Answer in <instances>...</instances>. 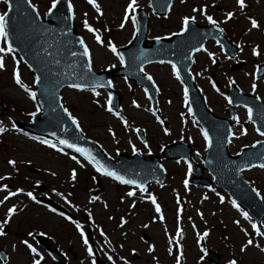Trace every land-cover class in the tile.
I'll list each match as a JSON object with an SVG mask.
<instances>
[{"label": "rangeland", "instance_id": "obj_1", "mask_svg": "<svg viewBox=\"0 0 264 264\" xmlns=\"http://www.w3.org/2000/svg\"><path fill=\"white\" fill-rule=\"evenodd\" d=\"M146 1L136 0L134 8L136 4L143 6ZM208 1L210 0H184L181 3V0H175L173 8L166 17L150 14L148 36H162L179 30L182 16L191 17L195 15L197 22H206L205 17L215 14L213 9L211 14L209 9H207L210 6ZM221 1V4L228 7L229 12L233 13L232 18H234L237 12L235 1ZM32 2L43 12L47 11L51 0H32ZM95 3L99 5L100 13H97L86 0H72L78 33L82 34L89 48L92 68L100 70L111 68L118 64V59L109 50L108 44L111 42L116 47L125 45L131 40L134 27L130 19L131 9H129L128 19H124V9L127 7L129 0H95ZM194 5L198 7L196 12L192 11ZM263 5L264 0L251 1V6L253 7H261ZM200 9L204 10V15L201 14ZM122 20L124 22L123 28L119 26ZM85 21L98 33L101 43L98 44L96 42L95 32H89L84 27ZM228 22L231 32L236 37L244 39L245 44L249 43V45H245L244 49L242 48L241 58L245 60V66L242 69L230 73V71H227V62L223 67L225 72L222 73L223 70L218 72L219 77L223 80H221L222 85L217 88H211L208 79L205 81V78H201L202 81H205L200 85H203L202 90L207 103L210 102L213 110L216 112L219 110V113H222L225 107V99L222 96V92L224 93L229 85V77L241 90L253 92L259 97L264 95V78L262 79L263 81L256 82L252 76L254 65L263 59L264 41H260L259 39L261 38L258 39L255 34L257 32L261 34V29L259 30L260 32L254 29L248 32L245 31V27L248 25L247 22L239 23L238 19ZM237 25L243 26L244 30L236 32L235 28ZM243 31L248 33V35H244ZM0 48H5L1 39ZM253 48H256L257 55L252 54ZM204 56L201 54L196 57L197 69L203 68L205 70L206 67H210V60ZM0 57H2L4 63V68L0 69V100L8 107L11 117L28 121L31 116L29 114L36 111V105L12 78L16 59L12 53H0ZM145 69V72L152 76L159 89L156 111H154L155 115L149 109V102L145 99L142 89L122 78L113 79L114 88L121 95L119 114H112L106 111V92L102 89H96L95 95L86 91L66 89L62 93V102L76 119L82 131L98 142L112 157H115L119 152L131 153L133 146L137 150L142 151L144 155H147L149 152H157L159 146L180 138L193 143L196 151L202 153L203 138L199 130L196 129L194 122L190 119L187 107H183L184 97L180 92L181 85L175 79L169 67L150 64ZM19 72L21 82L26 88L32 90L34 77L31 72L22 64ZM254 82L258 85L256 90L251 88V84ZM216 90H218V93ZM133 101H135V105ZM11 117H2L0 119V127L5 129V131L0 132V177H5V179L0 180V200H3L6 195L4 187L9 188V191L15 192L17 188H35L33 185L36 181L34 180H42L43 182H49L58 191L70 192L72 196L68 197L67 201L74 204L72 209L74 214L77 215L75 207H80L81 209L84 207V211L91 213L92 223L108 222V218L114 216L115 213L123 214L131 222H135L137 226L148 223L151 210L147 203L131 211V209H128V203L123 202L121 206L124 209L118 210L120 197L123 200L128 199V197L125 195L124 189H115L112 180L105 176L101 179L103 192L99 196H95L92 179L95 173H91L90 166L81 157L73 153L43 148V146L37 144L28 136L14 132ZM136 127L144 130L146 136L144 142L137 139ZM165 128L168 130L167 134H165ZM110 129L111 131H109ZM234 136L230 147L231 152H235L240 147L249 145L258 139L252 126L246 123L243 116H240L238 124L234 127ZM145 144H147V147H145ZM73 156L75 160L72 159ZM10 159L15 161L14 166L7 163ZM165 166L168 170L167 185L162 187V189L156 190V194L166 207L165 222L173 226L174 213L179 211L180 206L183 210V226L186 232L191 231V224L200 222L202 226L212 227L209 241L213 246L216 245L217 250L226 259L231 252L232 258L238 260V264H264V253L259 250L264 247V238H260L252 229L251 224L253 221L251 219L247 221L239 213L236 214L231 209L230 202L224 198L221 192L214 189L204 191L193 185H190V189L183 188L182 180L186 169L184 163L166 162ZM31 167L38 169V175L30 173ZM73 170L76 173L75 178H72L70 173ZM87 176L88 179L86 178ZM244 176L253 183L264 199V169H251L244 172ZM25 193L21 197H26ZM174 193L182 195L181 202H178L179 204L172 199ZM94 197L95 199H93ZM205 197L207 198L205 199ZM220 197L224 198L223 204H221ZM15 199H9L0 204V215H4V212L15 204ZM25 204L24 211L13 212L14 217L7 227L8 233L5 238L0 240V246L6 242L5 249L9 255L7 264H31L33 259H40L41 264H47L46 253L34 243L32 235L29 236L28 233L35 234L38 231H44L48 234L56 233L60 226H64L68 222H65L62 218L57 217L53 212L51 213L47 208L37 203H35L36 205ZM196 210L201 211L203 216L198 218L194 214ZM146 214V217L143 216ZM3 221L0 222L3 224ZM159 227V224L150 225V229L157 230ZM158 233L160 239L156 238L154 241L157 244L162 242L164 248L165 236L162 235V232ZM21 235H23L24 241L36 248L40 254L38 257L30 253L26 245L19 241ZM247 240H252L253 243L246 245ZM241 247H245V251L242 252ZM193 248L194 245L187 247L186 252Z\"/></svg>", "mask_w": 264, "mask_h": 264}, {"label": "water", "instance_id": "obj_2", "mask_svg": "<svg viewBox=\"0 0 264 264\" xmlns=\"http://www.w3.org/2000/svg\"><path fill=\"white\" fill-rule=\"evenodd\" d=\"M9 3L11 9L7 21H5L8 29V42L18 50L23 60L39 78L36 81L35 93L43 112L40 120L45 126L38 130H30L48 135L54 133L55 135L50 136L57 140L68 141L67 137H71L72 143L78 147L77 131L59 107V91L70 84L94 87L97 85V77L107 76L108 73L90 72L87 57L83 55L84 48L80 45L81 39L75 36L71 19H68V0H58L57 8L47 15L43 22L37 20L32 13H28L23 0H10ZM145 33L146 30L141 33L140 43L144 39ZM175 46V44L165 42L161 48L170 50ZM154 48L140 56L135 65L137 71H140L145 63L156 60L176 64L177 68L181 70L179 64L188 60L181 73L187 72L193 47H188L184 52L185 55H180L181 48H176L174 54L157 53L156 56L153 55ZM72 53H76V55L73 56ZM105 86L110 89L108 85ZM193 109L195 117L209 137L210 148L204 164L215 176L214 182L226 189L234 200L245 206L252 216L259 219L264 214V204L250 185L241 182L238 173L243 168L264 163V142L255 152L248 154L246 152L249 150L245 149L238 156L228 159L224 149L228 131L224 124L213 120L208 114L202 113L196 106H193ZM3 110L4 107L0 105V113ZM262 111H264L263 106L253 105L252 120L255 121L260 132L264 131V112L262 113ZM214 140L220 142L215 145ZM98 161L105 170L115 172L126 180L129 179V175L124 173L125 169L136 172L150 170L133 159H120L118 163L122 167L114 169L109 167L111 164L106 160Z\"/></svg>", "mask_w": 264, "mask_h": 264}, {"label": "snow or ice", "instance_id": "obj_3", "mask_svg": "<svg viewBox=\"0 0 264 264\" xmlns=\"http://www.w3.org/2000/svg\"><path fill=\"white\" fill-rule=\"evenodd\" d=\"M87 2H88L89 4L92 5V7L96 10L97 13H100V7H99L98 4L95 3V0H87ZM183 2H184V0H181V3H183ZM4 3H5V5H8L9 0H4ZM135 3H136V0H129V3H128L127 7L124 9V19H125V20L128 19V17H129V9H131L133 12L135 11V8H134V4H135ZM236 3L239 5V7H240L241 9H243V8L245 7V4H244L243 0H236ZM57 5H58V0H51V4H50V6L48 7V12L46 13V15L52 13L53 10L57 8ZM28 7L31 8V10H32L33 13H35V12L37 11L36 7L33 6L32 4H29ZM192 11H193V12H196L197 9H196V8H193ZM203 11H204L203 9H200V12H201L202 15H203ZM67 13H68V19H71V18H72V15H73V6H72L71 3H68V5H67ZM8 14H9V13H8L7 11L4 12L3 14H0V39H2L3 42H4V44L7 46V47H5V48H0V53H11V52L13 51L12 47H11V46L9 45V43H8V41H9V37H8V33H7V31H6V22H5V21H6V17L8 16ZM232 15H233L232 12H228V13L226 14V17H227V18H231ZM205 18L207 19V21H208L209 24H211V25H213V26L216 25V21L213 20V18H212L211 16H207V17H205ZM36 19L39 20L40 17L37 15V16H36ZM193 20H194V17H188V16L182 17V18H181L180 31H179V33H176V35H179V34H181V33H184L185 30L187 29V27H188L190 21H193ZM250 23H251V27H252V28H257V27H258V23H257V21H256L255 19H252V20L250 21ZM119 26H120L121 28L124 27V22H123V20H122V22H121V24H120ZM84 27H85L89 32H93V33H94V29L91 28V27L88 25L87 21L84 22ZM133 27L135 28V18H134V17H133ZM94 34H95V33H94ZM95 39H96V42H97L98 44L101 43V40H100L99 35H95ZM156 39L159 40L160 38H159V37H156ZM80 45H81L82 48H84L83 55H84L85 57H88V56H89V50H88V48L84 45L83 40L80 41ZM108 47H109V50H110L112 53H114L115 55H117V58L120 60V63L123 64V63H124V57L119 55V53L117 52L116 48L111 44V42H109ZM238 47H239V46H238ZM200 50H204V46H203V45H200ZM193 51H196V49H193ZM252 54H253V55H257V50H256V48H253V49H252ZM72 55L75 56L76 53H72ZM209 55L211 56V53H209ZM165 62H166V61H163V60L160 61V63H165ZM168 63H170V62H168ZM3 68H4V63H3L2 57H0V69H3ZM171 68H172V74L175 76V78H176L177 80H179V79H180V76L177 74V66H176V64H172V65H171ZM89 70H90V69H89ZM141 71H143L142 68H141ZM197 75H199V73H197ZM145 76H146V78H147L148 80H150V81L152 80V77H151L150 75H147V74L145 73ZM12 78H13L14 82H15L20 88H22V89L28 94V96H29L30 98H33V99L35 98L36 93H35V92H31V91H29L28 88L25 87V85L21 82L20 77H19V74L17 73V71H16L15 69H13V71H12ZM37 79H39V78H37ZM33 83H36V80H34ZM108 86L111 87V86H112L111 83H109ZM69 87H72V88H79V87H81V85L70 84ZM153 87H155V85H153ZM255 87H256V85H255V83H253V85H252L253 90L255 89ZM183 92H184L185 103H187V94H188V90L185 88V89L183 90ZM93 94L95 95L96 93L93 92ZM146 94H147V93H146ZM225 99H228V98L225 97ZM110 100H111V97H109V101H110ZM229 103H231V101H229ZM133 104L135 105V101H133ZM136 106L138 107V105H136ZM36 111L39 112L40 109L37 108ZM63 111L65 112L66 115H68V118L71 120V122H72L73 125L77 124L76 119H75L74 117H72L70 114H68V110H67L66 108L63 109ZM107 111H108V112H112L113 110H112L111 107H108V108H107ZM248 112H249V116H250V115H251V109H248ZM189 113H191V108H189ZM153 114L155 115V113H153ZM29 115H35V113H30ZM157 119L159 120L158 117H157ZM234 119H235V118H234ZM160 122L163 123L162 121H160ZM122 123H124V121H122ZM13 128H15V125H13ZM3 131H5V129L2 128V127H0V132H3ZM77 131H79V128H77ZM109 131H111V129H110ZM164 131H165V134H167L168 130H167L166 128L164 129ZM200 131H201V134L204 136V140H205V142H206V144H207V142H208V140H209V137H208L207 133L204 132V129H203V128H201ZM241 131H242V134H243V129H242ZM50 135H55V134H54V133H50ZM229 135H232V133L229 132ZM260 135L264 136V131L260 132ZM33 139H35V137H33ZM40 143H41V144H44V145H47L48 147H53V148H55V145H54V144H49L48 140L41 139V140H40ZM59 143H60L61 145H66V147L71 148V149H74V151L79 152V153H84V151H85L84 149L77 147L75 144H73V143H69L68 141L63 140V139H61V140L59 141ZM145 147H147V144H145ZM56 150H57V151H61V149H59V148H57ZM136 151H137L136 148L133 146V152H136ZM72 159L75 160V157L73 156ZM93 160H94V158H90V157H89V162H90V163H93V167L95 168V170H96L97 172H100V173H102V174L105 175V176H110L112 179H114V180H118L121 184H131V185H136V187L140 188L141 191H143V188H144V185H143V184H137V182H136L135 180H126V179H124L123 176H120V175H118V174L115 173V172L107 171V170H105V169L103 168V166L100 165V162H99V161H95V162H93ZM7 163H8L9 165H11V166H14V165H15V161H14V160H11V159L8 160ZM77 163H79V161H77ZM185 163H187V161H185ZM259 166H260L261 168H264V164H260ZM53 175H54V173H53ZM75 175H76L75 170H73L72 173H71L72 178H75ZM3 179H5V177H0V180H3ZM184 183H185V186L187 187V183H188V181L185 180ZM253 191H255V189H253ZM22 192H23V189H21V188H17V189L15 190V192H11V191H9L8 194H7L6 196H4L3 200H0V204H2V203H3L5 200H7L10 196H14V195H16L17 193H22ZM133 194H134V193H133L132 191H129V192L126 193V195L129 196V197L133 196ZM25 195H27L28 198H29L30 200H33V201L36 200V198L33 196V194H32L31 192H27V193H25ZM57 195H60V193H57ZM206 198H207V197H205V199H206ZM93 199H95V197H94ZM148 199H150V200L152 201V203H153L154 205H156V201H155V198H154V197L149 196ZM223 199H224L223 197H220V200H221V201H223ZM36 202H38V201H36ZM65 202L67 203V201H65ZM231 204H232V207H233V208H237L236 201H234V200L231 201ZM131 206H132V205H130V207H131ZM14 209H15V206H13V207H9V208L7 209L6 218L4 219L3 224H0V228H3L4 225H6V224L9 223V219H8V217H11V216H12V214H13V212H14ZM237 210H239V209L237 208ZM155 211H156L157 213L160 212V208H159L158 205L155 206ZM61 215H63V213H61ZM241 215L245 216V218L247 219V214H246V213H241ZM64 219L67 220V219H69V217L64 216ZM121 220H122V222H123V218H121ZM252 228L255 230V229H256V225L253 224V225H252ZM76 229H77V231L80 232L81 239L83 240V243L85 244V246H87V245H88V240L84 238V232L81 231V226H80L78 223L76 224ZM242 231H243V230H242ZM256 234H257V235H260L259 232H257ZM3 235H4V232H3V231H0V236H3ZM28 235L31 236L32 233H28ZM101 235H103V233H101ZM204 235H207V232H205ZM245 235H247V233H245ZM21 243L26 245V247H27V249H28V251H29L30 253L34 254V255L37 256V257L40 255V254L37 252L36 248H34V247L32 246V244L28 243L27 241H21ZM252 243H253L252 240H247V241H246V245H251ZM259 250H260L261 252H264V247H261ZM86 251H87V253H88L89 256H92V254H93V250H92V248H90V247H86ZM133 251H134V250H133ZM152 251H153V247H152V245H149V246H148V252H152ZM170 251H171V250H170ZM241 251H242V252L245 251V247H241ZM108 259H109V260H112V257H111V256H108ZM153 259H155V257H153ZM31 264H41V260H40V259H33V260L31 261ZM124 264H127V261H125ZM177 264H179V257H177ZM228 264H236V262H235V261H229Z\"/></svg>", "mask_w": 264, "mask_h": 264}]
</instances>
